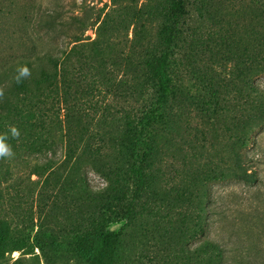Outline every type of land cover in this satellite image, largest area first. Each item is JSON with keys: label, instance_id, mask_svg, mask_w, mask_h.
Wrapping results in <instances>:
<instances>
[{"label": "trees", "instance_id": "1", "mask_svg": "<svg viewBox=\"0 0 264 264\" xmlns=\"http://www.w3.org/2000/svg\"><path fill=\"white\" fill-rule=\"evenodd\" d=\"M6 1L0 21L2 12L12 17L13 1L5 11ZM109 2L93 21L62 20L41 5L48 17L35 21L46 33L29 37L31 45L18 38L13 52L0 49V259L36 247L39 264H238L206 235L207 203L211 182L254 181L243 150L264 125V88L255 82L264 76V0ZM89 27L93 39L84 36ZM0 39V47L15 40ZM183 48L209 58L197 70L204 100L172 76ZM227 64L226 81L215 74ZM232 87L242 98L235 111L227 104ZM95 88L125 102L143 100L141 110L95 103L114 125L97 145L78 102ZM189 108L213 126L212 118L233 121L224 126L221 163L185 137ZM45 149L52 154L31 158ZM168 156L195 163L170 183L161 168ZM85 164L102 187L89 186ZM116 222L120 227L110 230Z\"/></svg>", "mask_w": 264, "mask_h": 264}, {"label": "rangeland", "instance_id": "2", "mask_svg": "<svg viewBox=\"0 0 264 264\" xmlns=\"http://www.w3.org/2000/svg\"><path fill=\"white\" fill-rule=\"evenodd\" d=\"M4 1V0H2ZM7 0L3 3L5 11L8 5ZM13 13L10 15L2 12L0 21V37H13L14 42L9 45H1L0 49L5 52H13L19 49L17 41L26 40L31 45L29 37L43 36L46 33L44 28L36 25L35 18L42 16L41 19H47L48 15L41 12L40 6L54 8L60 19L66 20L70 15H80L88 18V21L95 19L98 9L109 0H12ZM27 15L32 20H23L22 16ZM228 16V15H227ZM230 18V17H229ZM237 20V18H231ZM192 24L196 22L192 21ZM201 25V30L208 29L206 23L197 22ZM242 24V21L239 22ZM65 32H69L64 30ZM63 32V31H62ZM93 39L94 28L89 27L84 32V36ZM131 33H129V36ZM128 36V35H127ZM2 41V39H0ZM12 47V48H10ZM178 66L175 67L172 76L174 80L185 89L184 91L194 99L204 100L208 97L201 80L198 79V68H205L209 63L206 55H198L183 48L177 55ZM216 67V66H215ZM218 73L215 75L226 80L229 76V65L217 67ZM254 81V77H253ZM261 87L264 88V76H258L255 79ZM240 88V87H239ZM227 96L228 106L231 111H235L241 104L242 98L238 96L236 88H230ZM188 91V92H187ZM143 101V100H142ZM141 102H125L122 98H116L103 92V90L95 88L90 94L82 95L78 102L82 107L84 124H89L94 132H98L95 138V145L101 144L100 137L107 136L106 132L113 131L114 125L110 122L108 113L99 116V112L93 109L95 103L109 102L113 107L131 106L142 109ZM63 111L60 112L62 114ZM184 120L187 125L186 138L192 140L197 145L204 144L203 151L215 162L221 163L225 155V145L222 141V133L226 135L224 126H231L232 122L228 118L215 119L212 118L215 125L211 124L210 118H204L201 111L197 108L184 109ZM100 117H102L100 119ZM106 117V118H103ZM216 129V131H215ZM160 132H162L160 130ZM178 139V138H177ZM179 141V140H178ZM182 141H179L181 144ZM188 149L187 143L183 144ZM196 150L198 148H195ZM110 150L108 149V152ZM245 154L246 166L248 172L254 173L253 182H243L235 179H227L223 181H214L209 184L210 200L207 203L208 210V226L206 235L220 242L225 247V254L229 261L238 264H264V125L256 127L251 132V141L243 150ZM190 152V150H188ZM52 153L45 149L41 153H35L31 158L42 160L45 156ZM55 155H61V148L55 150ZM190 156L192 155L189 154ZM202 156V154H199ZM204 161V158L203 160ZM195 162L187 165L180 158H171L168 156L161 163L164 177L173 183L179 175L177 171L190 167ZM195 166V165H194ZM84 174L90 187L96 189L104 185V180L96 174L87 164L83 165ZM35 177V176H32ZM120 222L112 223L108 226L110 230H117ZM39 250L36 247L29 248L25 253L21 251H12L0 259V264H39L41 262ZM191 261L192 259H188ZM60 264H89L84 260H68Z\"/></svg>", "mask_w": 264, "mask_h": 264}]
</instances>
